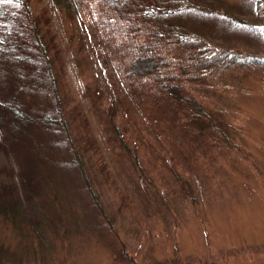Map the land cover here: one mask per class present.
I'll return each instance as SVG.
<instances>
[{"label":"rangeland","instance_id":"1","mask_svg":"<svg viewBox=\"0 0 264 264\" xmlns=\"http://www.w3.org/2000/svg\"><path fill=\"white\" fill-rule=\"evenodd\" d=\"M107 1L75 0L64 14L50 0H30L33 13L47 11V25L62 49L61 97L85 112L111 175L103 177L97 167L94 171L95 155L75 144L73 148L51 121L39 119L35 123L40 128L24 132L41 141L43 155L36 159L30 158L33 146L26 147L28 153L20 151L0 122V191L14 188L22 196L23 210L20 228L0 220V264H264V71L247 66L210 73L215 91L204 97L216 111L211 124H222L215 138L209 128L202 130L208 139L201 146V164L192 168L197 178L174 179L166 161L181 152L180 142L189 148L182 134L158 136L136 113L133 124L126 125L130 116L117 110L118 125L144 133L145 143L131 156L109 141L101 116L84 96L86 83L94 78L108 88L103 72L106 41L116 45L132 31V24L125 28V8ZM191 1L256 19L255 0ZM189 19L202 25L199 15ZM202 36L244 52L264 47L237 27L221 34L206 28ZM113 69L119 76L118 67ZM23 99L33 110L57 117L49 94L31 92ZM176 170L181 174L183 166L176 164ZM28 196L40 209L26 202Z\"/></svg>","mask_w":264,"mask_h":264},{"label":"trees","instance_id":"2","mask_svg":"<svg viewBox=\"0 0 264 264\" xmlns=\"http://www.w3.org/2000/svg\"><path fill=\"white\" fill-rule=\"evenodd\" d=\"M50 1L64 14L76 3L75 0ZM107 4L125 8L121 9L122 17L128 21L125 28L132 24V31L116 45L106 41L103 72L108 88L100 86L95 78L87 82L84 96L89 106L101 116L113 146L116 142L131 156L135 155L139 144L145 143L143 131L131 132L127 126L118 125L115 122L117 110L130 116L126 125L133 124L131 120L136 113L134 116L140 114L145 127L158 136L169 139L174 131L182 134L190 146L187 149L180 142L181 152L176 156L170 154L166 161L168 172L174 179H196L198 175L192 168L196 169L195 163L201 164L199 158L205 152L201 146L208 139L207 131L202 130L209 128L215 138L222 124L221 120L211 124L210 117L216 111L204 97L215 91L208 80L210 73L219 68L232 71V68L247 66L264 71V47L244 52L213 44L203 38L202 31L207 28L211 33L221 34L237 27L264 44V0H255L254 21L233 16L215 5H199L191 0H108ZM192 15H199L202 25L188 22ZM47 20L45 9L32 12L30 0H0V86L3 92L0 122L21 146L20 151L28 153L27 148L33 146L30 158L36 159L43 155L41 141L24 132L28 128H40L39 123H35L39 119L40 122L51 121L52 127L65 133L73 148L75 144L77 149L92 152L95 155L93 170L97 167L103 177L109 178L111 173L88 129L85 112L77 102L70 104L61 97L64 90L62 49ZM189 48H194L193 53L188 54ZM114 66L118 67L115 71L119 76L114 74ZM31 92L49 94L57 117L45 115L49 112H41L44 110H33L29 100L23 99ZM178 163L183 166L181 174L176 170ZM25 180L24 177L21 180L24 194L28 192ZM86 186L90 190L88 182ZM0 193L10 196L8 200L0 196V220L20 228L22 196L12 187ZM31 197L25 198L26 202L38 207ZM52 206L56 207L54 203Z\"/></svg>","mask_w":264,"mask_h":264}]
</instances>
